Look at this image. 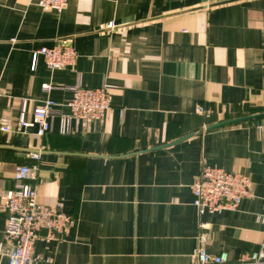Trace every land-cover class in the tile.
Listing matches in <instances>:
<instances>
[{"label":"crops","instance_id":"1","mask_svg":"<svg viewBox=\"0 0 264 264\" xmlns=\"http://www.w3.org/2000/svg\"><path fill=\"white\" fill-rule=\"evenodd\" d=\"M36 1L0 0V118L14 126L22 100L26 120L45 99L58 106L43 137L0 133V193L14 187L16 165L33 166L38 201L60 204L76 225L37 241L35 254L48 264H191L202 234L210 255L257 250L264 116L207 128L264 114V0H68L60 14ZM55 46L71 47L75 62L51 71L37 56L32 66L35 51ZM78 80L104 86L111 109L61 134L72 94L42 85ZM203 167L243 175L250 197L199 215L189 187ZM6 217L0 208V241Z\"/></svg>","mask_w":264,"mask_h":264},{"label":"built area","instance_id":"2","mask_svg":"<svg viewBox=\"0 0 264 264\" xmlns=\"http://www.w3.org/2000/svg\"><path fill=\"white\" fill-rule=\"evenodd\" d=\"M68 0H37L36 6L45 11L60 14L64 11ZM109 28L112 24L108 25ZM37 56H42L51 71L71 66L76 59L74 50L69 46L42 47L32 54L34 67ZM49 93L53 90L71 92V98L64 106L68 115L60 116L58 132H71L72 125L87 126L92 123H103L111 109L110 96L104 86L89 88L80 83L69 87H57L51 84L42 85ZM21 113L14 126L8 120L0 118V133L29 134L43 137L52 128V115L58 104L45 99L32 111L31 120L25 119L26 101L22 100ZM197 114L206 118L209 114L198 107ZM264 143V127L262 129ZM38 160V154H32ZM35 167L16 165L13 169L12 189L0 193V208L7 214L5 227L0 241V251L7 258V264L50 263L48 257L35 254L34 246L39 240L50 242L64 235L75 227L76 220L67 215L60 204L47 206L37 199V192L31 185L35 179ZM250 183L243 175L227 172L216 167H203L190 184L192 206L199 215L221 214L236 211L241 202L250 197ZM264 224V214L262 215ZM204 227V225H202ZM204 234L198 238V246L193 252L191 264H264V234L257 250L242 255L231 261L226 252L210 255L206 252Z\"/></svg>","mask_w":264,"mask_h":264},{"label":"water","instance_id":"3","mask_svg":"<svg viewBox=\"0 0 264 264\" xmlns=\"http://www.w3.org/2000/svg\"><path fill=\"white\" fill-rule=\"evenodd\" d=\"M262 116H264V114L253 115V116L242 117V118L231 119V120L219 122V123H216V124H213V125L209 126L207 128V130H213V129H216V128L228 126V125L239 123V122H244V121L251 120V119H254V118H257V117H262Z\"/></svg>","mask_w":264,"mask_h":264}]
</instances>
